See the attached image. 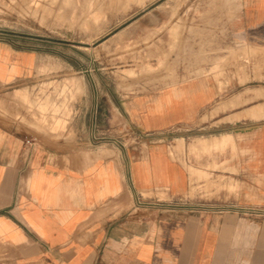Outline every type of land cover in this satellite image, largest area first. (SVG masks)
I'll return each mask as SVG.
<instances>
[{"label": "crops", "instance_id": "obj_1", "mask_svg": "<svg viewBox=\"0 0 264 264\" xmlns=\"http://www.w3.org/2000/svg\"><path fill=\"white\" fill-rule=\"evenodd\" d=\"M5 3L0 264H264V99L238 108L245 88L264 98V0ZM159 64L164 82L116 103L86 78L65 132L4 87Z\"/></svg>", "mask_w": 264, "mask_h": 264}, {"label": "rangeland", "instance_id": "obj_2", "mask_svg": "<svg viewBox=\"0 0 264 264\" xmlns=\"http://www.w3.org/2000/svg\"><path fill=\"white\" fill-rule=\"evenodd\" d=\"M117 3L111 2L110 10ZM5 7V0H0V30L8 28L5 24ZM95 19L97 18L95 17ZM99 28L101 29V27H95V30ZM109 28L111 34L117 30L112 26ZM46 29L47 32L53 33V27H46ZM114 44L117 46V49H124L123 44H121V47H119L117 42ZM131 47L132 43L126 47L127 54L129 55L127 61L134 62V51ZM161 68L165 71V66L159 64V67L147 66L145 68L146 71L142 72L140 71L141 68H139V72H134V69L131 68L125 73H110L109 75L33 74L16 77L11 82L5 84L4 87L8 90L6 95L11 103H20V106L31 114L35 121V123L31 122L30 124L33 128L39 129L38 125L42 123L50 130L61 129L65 132L69 129L70 101L75 98V93L78 97L81 96L86 78L90 80L92 76L94 81L109 83V90H99V96L101 97L102 92L104 94L109 93L111 100L116 103L120 98L127 100L135 93L164 82L165 74L157 73ZM260 96L261 92L259 90L254 88L243 89L239 92L238 108L257 103L264 99ZM111 108L113 112V114L111 112V125H115V130L121 133L120 138L122 141L127 144L135 142L138 138V131L128 120L119 127L117 125V109L114 105ZM15 115L21 116V112L15 109ZM255 116H264V111Z\"/></svg>", "mask_w": 264, "mask_h": 264}, {"label": "built area", "instance_id": "obj_3", "mask_svg": "<svg viewBox=\"0 0 264 264\" xmlns=\"http://www.w3.org/2000/svg\"><path fill=\"white\" fill-rule=\"evenodd\" d=\"M27 142H28L29 144H32V143H33V140L27 139Z\"/></svg>", "mask_w": 264, "mask_h": 264}]
</instances>
